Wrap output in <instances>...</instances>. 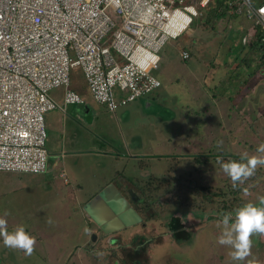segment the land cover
Wrapping results in <instances>:
<instances>
[{
    "label": "rangeland",
    "instance_id": "rangeland-1",
    "mask_svg": "<svg viewBox=\"0 0 264 264\" xmlns=\"http://www.w3.org/2000/svg\"><path fill=\"white\" fill-rule=\"evenodd\" d=\"M194 6L198 16L193 18L189 29L175 39H168L159 51L160 61L151 73L160 81V86L151 93L110 112L92 100L80 70L72 71L71 86L88 104L84 118L91 119L93 113L101 118L100 123L90 128L100 139L95 146L99 153L93 159L90 148H85L87 154L82 159L83 164L77 159L62 156L55 161L56 166L51 172L40 175V180L35 179L34 175L18 172L25 174L21 177L30 183L35 179L33 192L37 207L31 203L29 209L14 211L20 220L17 223L10 221L9 231L23 224L26 231L36 237L37 243L33 254L26 256L22 250L6 248L0 238V264H130L123 258L125 251L131 250L134 245L131 244L134 233L146 242V260L142 264H264V235L254 234L251 237V255L243 261H233L229 255L231 249L217 243L222 232V227H217V224L222 215L234 213L237 209V205H228V209L221 212L219 202L230 199L234 202L236 197L241 206L246 202L257 203L260 197H264V167L257 168L253 182H248L250 177L238 185L241 187L238 194L227 186L229 177L221 167L224 161H228L229 155L240 156L245 151L250 155L255 154L256 148L264 143V116H261L264 111V82L260 81L259 90L251 94L253 86L246 77L238 75V81L230 77L229 87L233 85L232 89L236 90L240 82L246 85L241 89L245 94L242 107H235L233 101L228 103V109L215 104L216 101H224L219 88L229 78L228 75L223 76L228 63H237L238 71L252 70L254 73L256 70L257 64L252 63L253 67L250 63H256L253 56L250 57L255 48L247 44L250 37L247 28L254 27V24L243 16L229 14L223 5L215 4L213 0L205 8L199 7L196 2ZM106 12L115 18L110 11ZM183 47H190L186 60H181L178 55ZM261 68L264 71V66ZM252 84L257 85L254 81ZM249 90V94H246ZM50 93L57 95L59 89H53ZM259 97L263 103L257 102ZM252 104L262 108L253 107ZM226 116L229 118L225 121ZM122 118L124 122H118ZM236 119H239L237 126ZM45 127L44 123L45 146L49 148L53 136L46 132ZM238 129L245 131L238 132ZM107 130H111L110 134ZM138 136L148 143L137 150V154L143 150L153 156L141 157L133 162L101 155L110 152L127 155L126 148L139 142ZM100 141L109 147V152L98 147ZM123 141L127 145L122 147ZM218 141H223L222 148L217 147ZM182 151H186L185 155H181L186 160L174 162L177 155L171 153ZM201 153L208 154L205 155L208 158L199 156L198 162L193 159L195 167L201 168L199 174V170L196 173L190 170L194 165L190 164V157ZM212 155L217 157L213 158ZM55 159L56 156L48 155L46 166L49 167ZM66 162L69 166L75 165L74 178L69 175ZM102 168L103 174L109 173L105 175L118 173V177L139 185L135 191L145 206H139L137 211L143 218L144 227L137 224L112 234H103L86 217L81 206L85 199L99 190L102 181L99 170ZM169 169L171 175L167 172ZM187 169L195 181L193 185L201 182L209 192H216L209 202L200 201L193 193L192 185L184 177ZM61 170L65 176L60 174ZM162 171L167 173L164 178L168 185L153 181V178L160 180L161 177L154 174L160 176ZM218 190L220 194H217ZM133 206L135 209L138 207L136 203ZM199 211L203 214L199 222H205L202 227L194 226L190 221L194 212ZM167 213L186 215L179 218V222L192 232L190 242L172 241L166 226ZM207 216L212 218L208 219ZM196 218L200 220L198 216ZM48 219L52 220L51 224L46 223Z\"/></svg>",
    "mask_w": 264,
    "mask_h": 264
},
{
    "label": "built area",
    "instance_id": "built-area-1",
    "mask_svg": "<svg viewBox=\"0 0 264 264\" xmlns=\"http://www.w3.org/2000/svg\"><path fill=\"white\" fill-rule=\"evenodd\" d=\"M209 1L0 0V171L44 172L43 115L83 102L71 86L73 70L111 112L157 89L151 72L160 49L189 29L195 2L205 8ZM223 6L252 21L264 45V0ZM178 55L188 57L185 50Z\"/></svg>",
    "mask_w": 264,
    "mask_h": 264
},
{
    "label": "crops",
    "instance_id": "crops-1",
    "mask_svg": "<svg viewBox=\"0 0 264 264\" xmlns=\"http://www.w3.org/2000/svg\"><path fill=\"white\" fill-rule=\"evenodd\" d=\"M256 33L255 28L254 27H248L247 28V35H250V37L248 38L247 44L249 43L250 48L253 47L252 40L254 37V34ZM253 54L250 55V57L253 56V59L256 60V63L254 62H250L251 65L253 64H257V67L255 66L256 70L254 73H252V70L250 72H243V71H238L239 74L237 75H243V77H246L248 79V82L250 83L251 86H253V90L252 93L258 91L259 86L258 83L261 81L264 82V71L261 67L264 66V63L261 65L259 63V58L262 55V52H260L259 50H255L252 51ZM228 63V62H227ZM249 63V64H250ZM253 63V64H252ZM259 64V65H258ZM254 67V65H253ZM238 69V64L237 63H233L232 65L229 64V66L227 67V69L223 70V76L225 77L226 75H228V79L227 81L224 83V85H222L219 89L220 92L223 96V100H219L216 101V103H219L221 107H225L226 109H228V107H230L228 105L229 102H235L234 105L235 107L239 106V108L242 107V99L244 98L245 94L241 91L242 87L246 86L241 84L242 82H240V85H238L236 88V90L232 89L233 85H230L229 87V79L230 77H232V75H234V73L236 70ZM242 70V69H240ZM255 73H258L255 76ZM233 79V78H232ZM236 80V79H234ZM237 81H238V76H237ZM252 81H254L255 83H257V85H253ZM241 86V87H240ZM249 86V85H248ZM240 87V90H239ZM246 91V94H249ZM59 93L57 95H55V99L57 101L60 102V98H59ZM238 97V98H237ZM261 97V96H260ZM260 97L257 99L258 103H263V101H260ZM259 100V101H258ZM248 101V100H247ZM246 101V102H247ZM238 103H241L240 105H238ZM83 104V105H81ZM81 104H68L64 107V112H61L59 110H51V111H47L44 115H43V121L45 119V124H46V132L50 135L53 136V138L51 139L50 142V147L46 148L47 151V156L48 155H53L56 156L57 159H55L53 162H51L49 164V167L46 166L45 171L41 174H31V176H35V179L40 180L41 176L45 173H49L51 172L55 166H56V162L58 160H60L63 156V158H66L69 156V159H77L78 161H81L83 164V160L84 159V155L87 154V149L85 148H90V157H92L94 159V155L99 153L97 150H95V146L98 145L97 141L100 140L99 137L97 136V133H93L90 128L93 127L95 124H97L98 122L100 123V119L98 118V116H96V113H93L94 115H91V119L86 120L85 114L88 112V104L87 102L84 100ZM252 106L254 107H261L260 105H255L252 104ZM234 107V106H232ZM111 112V111H110ZM114 112V111H112ZM260 113V111L258 112ZM264 116V111L262 113ZM237 117V116H236ZM234 117V119L236 118ZM229 118V116H226L224 119L225 121ZM236 126L238 125L239 119H236ZM120 123L124 122V119L122 118V121H118ZM116 123V122H115ZM104 128V126H103ZM240 129H238L237 131H239ZM107 132L110 134L111 130H107ZM121 134V132H119ZM47 135V134H46ZM139 137V142H135L134 144H129L127 149L128 154L126 155L125 153H117V152H110V153H102L101 155L103 156H107V158H112L115 157V159H127V161H133L136 162L138 160H140L141 157H147V156H153V155H149V152H144L142 150V153L137 154V150H140V148L144 147L147 145V141L142 140V138L140 136ZM122 140L124 139L123 136L121 138ZM129 142V141H128ZM101 144H99V148L102 149L103 151L109 152V147L106 146L105 143H102L100 141ZM127 142L123 141L122 142V147L123 145L126 146ZM187 151V150H186ZM186 151H182V152H176V153H171L177 155L176 159L174 162H179L180 159H183V161L186 160V158H184L183 156L181 157V155H185ZM210 153V152H209ZM158 154V153H157ZM191 154H194V152H192ZM204 154V153H201ZM131 155V156H130ZM70 156H72L70 158ZM81 157V158H80ZM171 157V156H170ZM192 158V157H190ZM189 158V159H190ZM56 161V162H55ZM177 165V164H176ZM175 165V166H176ZM66 166H67V170L69 175L71 176V178L75 176V170H77L75 168V165H70L69 163L66 162ZM83 171H86L84 169H80ZM74 171V172H73ZM101 174V183H99V189L102 188L103 186H105L107 183L113 182L115 184V186L119 187L120 189L123 190V188H136L139 185L136 184H131L128 182V179L124 178V177H118V173H116V175H105V174H109V173H104L103 171L104 169H100L99 170ZM171 171V169H169V171L167 170L168 174L171 175L169 172ZM60 174H64V172L61 170ZM25 174H18V173H10V172H0V216H3L4 212L7 211L9 213V215L6 217L7 220L11 221V222H17L18 221V216L14 214V211H18L19 208H21V204L24 205L25 208H28L31 206V203H34V205L37 204L36 199H35V194H34V189L36 187L35 184V179L34 181H32L31 183L27 180H25L23 177ZM155 177H165L167 175L164 174V171L161 172L160 176H156V174H154ZM172 175H177V174H172ZM60 176V175H59ZM153 177V176H150ZM149 177V178H150ZM128 178L130 180H132L131 176H128ZM142 180V179H140ZM138 180V181H140ZM134 190V189H133ZM135 191V190H134ZM89 199V198H88ZM88 199H85L83 202H86ZM136 202H134L133 204H135ZM136 205H138L136 203ZM37 207V205L35 206V208ZM135 209V207H134ZM138 207L135 209L137 211ZM138 212V211H137ZM9 221V223H10ZM9 228V227H8ZM130 228V227H129ZM138 235L137 233L132 234L131 236V244H134V238L133 236ZM134 241V242H133ZM133 242V243H132Z\"/></svg>",
    "mask_w": 264,
    "mask_h": 264
},
{
    "label": "clouds",
    "instance_id": "clouds-1",
    "mask_svg": "<svg viewBox=\"0 0 264 264\" xmlns=\"http://www.w3.org/2000/svg\"><path fill=\"white\" fill-rule=\"evenodd\" d=\"M222 145L223 141L217 142L218 148H222ZM221 167L230 178L233 189L237 188L239 184L254 176L258 167H264V143L256 148L255 154L250 155L245 151L240 154L238 160L230 158L227 162L222 163ZM8 215L9 213L5 211L3 216H0V238H2L4 246L22 250L26 256H31L37 243L36 237L26 231L23 224L17 225L9 231L6 220ZM46 223L51 224L52 220L48 219ZM217 227H222L217 243L231 249L229 255L233 261L245 260L251 255V237L254 234L264 235V197L259 198L258 204L246 202L235 209L234 213H224Z\"/></svg>",
    "mask_w": 264,
    "mask_h": 264
},
{
    "label": "trees",
    "instance_id": "trees-1",
    "mask_svg": "<svg viewBox=\"0 0 264 264\" xmlns=\"http://www.w3.org/2000/svg\"><path fill=\"white\" fill-rule=\"evenodd\" d=\"M224 1L225 0H213V2H215V4H217V5H223V3H224ZM260 33L259 32H257L256 31V33L254 34V37H253V40H252V42H250V43H252V45H253V47L252 48H256L257 50H259L260 52H262V55L260 56V58H259V63L262 65L263 63H264V45L263 44H260V41H259V39H260ZM191 45V44H190ZM189 45V46H190ZM189 48L190 47H183V48H181V50H185V51H187V53H188V57L187 58H184V59H182L180 56H179V58L181 59V60H186V59H188L189 58ZM180 50V51H181ZM251 55V54H250ZM243 63H245L244 61H243ZM228 66H229V63H228ZM240 71H242V70H240ZM236 72V74L235 75H232V78L233 79H236L237 80V74H239V72H238V70H236L235 71ZM232 73H234V72H232ZM71 76V75H70ZM71 82H72V80H71ZM52 94V93H51ZM54 97H55V95L54 94H52ZM219 126H222V125H219ZM241 131H245V129H243V130H239L238 132H241ZM247 131V130H246ZM205 155H208V154H198V155H195V156H192L193 158H191V165H193V167L190 169L191 171H194L195 173H196V171H198V173L200 174L201 173V168H200V166H196L195 167V161L193 160V159H196V161L198 162V159L199 158H201V157H199V156H202L203 158H205V159H207L208 158V156H205ZM211 157H213V158H216L217 157V155H212ZM229 157L231 158V159H233V160H235V159H239V155H229ZM229 158V159H230ZM228 159V160H229ZM225 162V161H224ZM223 162V163H224ZM190 170H188L187 169V174H185L184 175V177H186L187 178V182H189V184H191L192 186V191H193V193L195 194V195H197L199 198H200V201H204V202H209L210 201V198L212 197V195H215V193L216 192H214V191H211V192H209V190L208 189H206V187L205 186H203L202 184H201V182H199L197 185H193V184H195V181H194V179L192 178V176H191V171ZM190 171V172H189ZM0 172H3V171H0ZM16 173H18V172H16ZM254 177H256V175H254V176H252L251 178H250V180L248 181V182H253V180H254ZM152 178V177H151ZM174 178H176V177H174ZM171 179V178H170ZM167 180V179H166ZM228 180H229V182H226L227 183V186H229V188H231V189H233V187H232V183L230 184V178H228ZM153 181L155 182V183H157L158 181H161L162 183H164L165 185H168V182L167 181H165V178L164 177H161L160 178V180H156V178H153ZM177 181V180H176ZM188 184V185H189ZM234 191L233 192H235L236 194H238L239 192H240V190H241V187L240 186H238L237 188H235V189H233ZM221 193V191L220 190H218V192H217V194H220ZM257 203H259V201L257 202ZM239 204V200H238V198H236L235 197V200H234V202L233 201H231V199L230 200H224L223 202H219V209H220V211L221 212H223L224 210H226V209H228V207L229 206H232V205H234V206H236V208H238L240 205H238ZM229 205V206H228ZM21 208H23V209H25V207H24V205L23 204H21ZM20 209V208H19ZM27 209V208H26ZM200 209V208H199ZM195 214H194V216L191 218V223H194V224H192V225H194V226H197V227H202L203 226V224L205 223V222H199V221H201L202 219H203V214H202V212H194ZM169 215V216H168ZM182 216H177V214H175V215H173V214H170V213H167V216L169 217L168 218V220H167V222H166V226H167V229H168V231L170 232V238L172 239V241H174L175 243H187V242H190L191 241V234H192V232H190V230H186L185 229V227L183 226V224L181 223V222H179V218H182V217H185L186 215L184 214L183 215V213L181 214ZM199 217L200 218V220H198L196 217ZM211 216H207V218L209 219ZM19 219L18 220H20V217H18ZM196 220H195V219ZM212 218V217H211ZM6 220H7V218H6ZM10 221V220H9ZM9 221L7 222L8 223V227H9ZM18 222V221H17ZM16 222V223H17ZM198 222V223H197ZM92 223V222H91ZM93 224V223H92ZM142 226V227H144V225H145V223L144 222H141L140 224H139V226ZM30 234H32V233H30ZM133 238H134V245L132 246V249L131 250H129V251H125V255H124V258L123 259H126V260H128V261H130L129 263L130 264H142V261H145L146 260V254H145V251H144V247H145V245H146V242H145V240L144 239H142L141 237H138L137 235L135 236H133ZM123 248V247H122ZM62 252H60V254H61ZM123 262H125V261H123Z\"/></svg>",
    "mask_w": 264,
    "mask_h": 264
},
{
    "label": "water",
    "instance_id": "water-1",
    "mask_svg": "<svg viewBox=\"0 0 264 264\" xmlns=\"http://www.w3.org/2000/svg\"><path fill=\"white\" fill-rule=\"evenodd\" d=\"M135 192L133 188L122 190L113 182L107 183L82 205V210L101 233L111 234L143 221L133 206L139 197Z\"/></svg>",
    "mask_w": 264,
    "mask_h": 264
},
{
    "label": "flooded vegetation",
    "instance_id": "flooded-vegetation-1",
    "mask_svg": "<svg viewBox=\"0 0 264 264\" xmlns=\"http://www.w3.org/2000/svg\"><path fill=\"white\" fill-rule=\"evenodd\" d=\"M126 188H123V190H125ZM134 190H135V188H133ZM91 198V197H90ZM137 204H138V208H139V206H145V204L144 203H142V200H141V198L140 197H138V200L137 201H135ZM99 230V229H98ZM112 234V233H111Z\"/></svg>",
    "mask_w": 264,
    "mask_h": 264
}]
</instances>
